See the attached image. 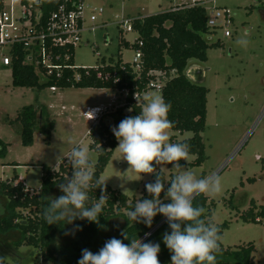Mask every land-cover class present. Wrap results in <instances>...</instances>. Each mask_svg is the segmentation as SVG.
Here are the masks:
<instances>
[{"label": "rangeland", "instance_id": "374dc122", "mask_svg": "<svg viewBox=\"0 0 264 264\" xmlns=\"http://www.w3.org/2000/svg\"><path fill=\"white\" fill-rule=\"evenodd\" d=\"M193 1L199 0H89L92 5L104 8L106 13L98 22V27L102 28L86 32L82 44L75 48L76 65L96 67L103 58L106 61L116 58L119 51L124 62H132L135 51L127 47L120 49L122 38L116 16H148ZM203 1L208 8L230 9L233 19L207 37L210 43H220L219 47L209 49L208 61L190 62L191 66H199L204 71V81L200 84L209 89L206 127L201 133L206 160L199 166L193 165L197 156L189 154L188 161L182 160L184 164L181 165L198 178L219 175L221 191L214 196H204L212 204L211 220L218 226L228 224L221 244L225 249L235 250L252 243L256 248L254 263L264 264V215H259V222H246L243 218L251 209L255 213L264 210V0ZM226 32L230 36H226ZM123 38L132 44L138 35L130 32L123 34ZM146 95L161 93L150 89L143 96ZM124 98L125 92L109 89L71 88L52 92L48 88L38 91L14 87L11 69L0 66V139L9 144L7 157L0 160V183H12L15 176H20L31 192L41 193V165L58 170L76 145L87 147L95 163L97 153L91 150L88 135L93 122L84 113L87 107L97 105L111 109L119 102L124 103ZM29 105L44 108V115L55 121V128L49 141L44 134L36 132L35 144L24 147L20 125L11 126L9 121L15 120L22 109ZM168 134L169 142L174 137L178 141L193 137L190 132L169 130ZM17 162L21 165H13ZM161 167L167 181H170L172 174H178L173 166L163 165L159 169ZM153 175L141 174L140 178L115 149L100 181L137 201ZM49 196L60 195L53 192ZM2 206L5 207L4 203ZM72 228L73 225L65 224L64 230L57 234V245L67 251L72 249L78 234L77 230L74 234L65 235ZM125 229L126 219L123 218L113 219L100 228L93 253H97L110 238L118 239ZM18 235L12 233L9 239L17 241ZM20 251L27 255L33 253L27 264H53L42 261L40 249L24 246ZM6 260L8 264H17L11 259Z\"/></svg>", "mask_w": 264, "mask_h": 264}, {"label": "trees", "instance_id": "16d2710c", "mask_svg": "<svg viewBox=\"0 0 264 264\" xmlns=\"http://www.w3.org/2000/svg\"><path fill=\"white\" fill-rule=\"evenodd\" d=\"M58 0H44L47 14L52 12ZM45 12V6H44ZM133 32L138 35L134 43H129L121 35V47L132 48L135 53L141 51V69L136 70L131 63L124 62L120 51L116 58L106 61L104 58L97 65L98 69L76 67L74 51L69 50L71 58L61 65H69L73 68H63L61 77H57L58 71L48 75L47 69L41 67L39 71L35 66L26 63L27 52L21 46L14 49V60L12 63V84L19 88H32L38 91L56 87L60 90L71 88L76 89H109L115 92H125L124 103L116 107L107 109L99 120L92 125L89 131L91 139V150L97 153V161L94 165V180H100V176L105 171L114 150L118 146V141L112 133V127L118 126L120 121L128 116L139 114L142 105L137 104L135 95L142 97L149 91V83L156 79L152 73H161L160 78L163 85L161 95L167 103L171 104L168 118L174 123L170 130L180 133L190 132L193 137L178 141L171 139V143H187L189 153L197 156L193 165H201L206 160L205 145L201 133L204 132L207 119V104L209 89L203 84L196 83L187 77L186 72L191 66V61L206 63L208 61V51L211 48L219 47L220 43H210L207 37L216 33L215 29L208 26L207 10L201 5H178L170 8L166 12L141 16L138 15L132 22ZM142 43V45H140ZM64 56V54L62 55ZM63 58V57H62ZM98 72L103 75L109 74L108 79L98 78ZM80 79L77 80L76 77ZM132 109V111H129ZM45 109H37L33 105L26 106L18 114L15 120L9 121L11 126L20 125V135L22 145L31 147L35 141V133L40 132L49 141L51 133L55 128V121L49 120L44 115ZM9 153V144L0 139V160L5 159ZM180 164H184L181 160ZM168 166H172L168 164ZM157 172L159 165H154ZM72 165L66 158L60 164L58 170L42 165L41 193L31 192L22 182H17L14 178L12 183H0V198L4 206L0 220V256L11 259L17 264H27L30 255L22 253L20 250L24 246L40 249L42 261L53 264H78L82 250L87 248L93 252V246L99 235L100 228L105 227L116 218H127V212L134 208L136 200H131L125 194L118 192L112 187L106 186L108 202L99 217V225L87 220H76L75 225H79L76 240L70 251L57 245V234H60L65 225H48L43 219V210L48 205L47 196L53 192L59 195L63 193L59 190L58 184L66 182L71 176ZM175 175H171L174 178ZM162 179L165 188L169 187L166 175L162 172ZM155 174L150 182H154ZM101 189L92 188L89 196L92 199L99 198ZM150 199L145 186L142 189L140 199ZM164 193H161V199ZM170 203V200H165ZM194 206H202L206 209V216L211 219L212 212L208 199L202 194L195 197ZM23 212H27L26 214ZM259 215H264V210L255 213L249 210L243 216L246 222H259ZM165 217L157 215L153 225L148 228L144 223L129 222L126 219V229L130 237L142 239L149 234ZM220 235L228 228L225 223L219 226ZM170 232L168 223H164L144 242H154L160 244L158 259L160 264H171V253L163 243V233ZM12 233L19 234L17 241L9 239ZM118 239L129 244L121 234ZM221 252L216 256V264H255V245L248 243L237 247L225 249L220 243ZM8 260L4 264H8Z\"/></svg>", "mask_w": 264, "mask_h": 264}, {"label": "clouds", "instance_id": "9594fccd", "mask_svg": "<svg viewBox=\"0 0 264 264\" xmlns=\"http://www.w3.org/2000/svg\"><path fill=\"white\" fill-rule=\"evenodd\" d=\"M135 99L137 104L142 105L139 114L125 117L111 131L118 141L116 149L129 168L140 178L141 174H155V180L145 184L151 198L138 199L134 208L127 212L126 219L151 228L157 215L165 217L171 231L163 233V243L171 253V264H216V256L221 252L220 228L206 216V209L194 206L193 201L198 195L218 194L221 191L220 177L213 174L198 178L180 164L181 160L188 161L189 145L169 142L168 132L174 123L168 118L171 104L162 95L138 97L136 94ZM98 111L90 109L84 114L92 120ZM67 159L72 165L71 176L57 185L63 194L47 197L49 203L42 213L48 225H73L65 235L81 230L79 225L74 224L76 220L99 224V217L108 202L105 182L94 180L89 149L76 145ZM168 164L177 169L178 174L165 188L163 167L157 172L154 165ZM92 188L101 189L98 199L89 196ZM161 193H164L163 199ZM165 200H170V203H165ZM2 211L0 208V213ZM120 234L130 243L125 244L123 240L112 237L97 253L83 249L78 264H160L159 243L130 237L127 231ZM5 260L6 257L0 256V264H4Z\"/></svg>", "mask_w": 264, "mask_h": 264}, {"label": "built area", "instance_id": "2783aa9c", "mask_svg": "<svg viewBox=\"0 0 264 264\" xmlns=\"http://www.w3.org/2000/svg\"><path fill=\"white\" fill-rule=\"evenodd\" d=\"M145 1L155 2L156 0ZM203 3V0H199L184 3V5L205 7ZM45 4L44 0H0V66L11 69L14 60L13 51L22 46L27 52L26 63L35 66L37 71L41 67L46 68L48 75L56 70L57 77L60 78L63 68H73L67 64L61 65L62 62L70 60L69 50L75 51V48L82 44L83 35L86 32H94L102 28L98 27V22L106 11L102 7L92 5L89 0H58L55 9L48 14ZM205 8L208 26L211 29L217 30L232 22L230 9ZM135 17L127 14L117 15L118 30H122L123 33L133 32L132 22ZM225 35L230 36L228 32ZM141 58L139 50L130 62L136 70L141 69ZM95 68L98 69L97 66ZM152 75H155L156 79L149 83L148 88L156 89L161 93L162 74L154 72ZM109 76V74L103 75L102 72H98L100 79H108ZM76 79L79 80L80 77L77 76ZM50 90L57 92L60 89L52 87ZM90 109H99L96 118L90 120L95 124L108 108L88 107L87 112ZM86 118L88 119L87 116Z\"/></svg>", "mask_w": 264, "mask_h": 264}, {"label": "water", "instance_id": "95a60500", "mask_svg": "<svg viewBox=\"0 0 264 264\" xmlns=\"http://www.w3.org/2000/svg\"><path fill=\"white\" fill-rule=\"evenodd\" d=\"M191 68V67H190ZM190 68H188L186 75L188 78H190L192 81L196 82V83H202L204 80V71L202 69L200 70H190ZM195 73V74H194ZM166 221V218H164L163 221H161L153 230H151L149 232V234H147L146 236H144L142 238V240L144 241L147 237H149L150 235H152L164 222Z\"/></svg>", "mask_w": 264, "mask_h": 264}, {"label": "crops", "instance_id": "0c3cea01", "mask_svg": "<svg viewBox=\"0 0 264 264\" xmlns=\"http://www.w3.org/2000/svg\"><path fill=\"white\" fill-rule=\"evenodd\" d=\"M191 68L193 69V70H195V71H197V70H200V68H199V66H191ZM94 107H101V106H94ZM88 108V107H87ZM94 124V123H93ZM35 142V141H34ZM35 144V143H34ZM33 144V145H34ZM32 147V146H31ZM13 165H16V166H19V165H21L19 162H17V163H14ZM42 166V165H41ZM16 178H18V180H17V182H22L25 186H26V188H29L27 185H26V183H25V180L22 178V177H20V176H15ZM0 207H2V204H3V201H2V199L0 198ZM1 215H2V213H1ZM2 219V216H0V220Z\"/></svg>", "mask_w": 264, "mask_h": 264}, {"label": "flooded vegetation", "instance_id": "af4514ba", "mask_svg": "<svg viewBox=\"0 0 264 264\" xmlns=\"http://www.w3.org/2000/svg\"><path fill=\"white\" fill-rule=\"evenodd\" d=\"M190 68V67H189ZM190 70H192V68H190ZM195 74V73H194Z\"/></svg>", "mask_w": 264, "mask_h": 264}]
</instances>
